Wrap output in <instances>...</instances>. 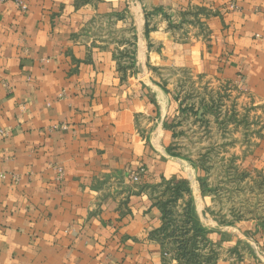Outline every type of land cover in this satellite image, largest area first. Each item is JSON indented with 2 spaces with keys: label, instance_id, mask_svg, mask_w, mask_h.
I'll use <instances>...</instances> for the list:
<instances>
[{
  "label": "crops",
  "instance_id": "1",
  "mask_svg": "<svg viewBox=\"0 0 264 264\" xmlns=\"http://www.w3.org/2000/svg\"><path fill=\"white\" fill-rule=\"evenodd\" d=\"M19 1L0 5V264H179L158 233L179 175L214 264H264V215L205 213L175 93L187 74L260 107L236 165L264 179V0Z\"/></svg>",
  "mask_w": 264,
  "mask_h": 264
},
{
  "label": "rangeland",
  "instance_id": "2",
  "mask_svg": "<svg viewBox=\"0 0 264 264\" xmlns=\"http://www.w3.org/2000/svg\"><path fill=\"white\" fill-rule=\"evenodd\" d=\"M132 52L133 50L131 54ZM160 74L166 87L165 78H170L172 74L170 71ZM180 79L181 82L176 86L179 90H175L181 97L179 102L182 106L178 111L177 126L182 127L184 131H179L183 144L178 154L183 156L195 171L198 168L203 172V177L197 183L200 190L206 194L208 209L205 213L212 221L226 224L264 215V179L260 177L251 184L250 180H245L243 173L238 172L236 165L253 146L252 139L256 136L249 127L257 123L255 110L260 107H253V101L246 96L241 98L240 91L231 86H209L208 83L202 86V81L190 78L187 74H181ZM251 111L254 115H251ZM194 126L196 129H193ZM239 126L243 130L240 139L243 149L236 152L233 150V136L234 129ZM185 131L190 135L191 148H194L188 152L185 146L188 134L186 135ZM178 149L174 148L175 153ZM195 161L198 162L196 167L193 164ZM179 178H171L160 192L168 195L162 202L167 203L169 210L166 214L167 223L165 222L167 234L179 237L186 246L181 251H178L176 244L168 247L175 248L179 264H214L218 257L216 247L206 239L202 231L194 235L192 226L196 224L188 218V212L176 211L179 200L173 201L172 190H182L179 199L188 191L184 180ZM182 204L185 210L189 206L190 215L195 206L194 200ZM188 240H193L192 244Z\"/></svg>",
  "mask_w": 264,
  "mask_h": 264
},
{
  "label": "trees",
  "instance_id": "3",
  "mask_svg": "<svg viewBox=\"0 0 264 264\" xmlns=\"http://www.w3.org/2000/svg\"><path fill=\"white\" fill-rule=\"evenodd\" d=\"M172 191H173V194H174L173 195V198H172L173 201H178L179 198H180V196H181L182 190H180L179 188H177L175 190L176 192L174 190H172ZM166 204H163L162 203L160 205V208L162 210V215H163V225H162V227H161V229L159 230L158 233H159V236H161L163 239H167V238H169V239L170 238L175 239L176 245L178 247V251H181L186 246V243L185 242H181L182 240H180L179 237H175V236H171V235L167 234V228H166L165 222L167 223L166 214L169 212V210L167 208L168 205H166ZM187 216H188V218L190 217V220H192L191 213L189 215V212H188ZM192 231H193L194 235L195 234L197 235L198 233H201L202 230L198 229L197 226H192ZM188 241L191 242L190 244H192V242H193V240H188Z\"/></svg>",
  "mask_w": 264,
  "mask_h": 264
},
{
  "label": "built area",
  "instance_id": "4",
  "mask_svg": "<svg viewBox=\"0 0 264 264\" xmlns=\"http://www.w3.org/2000/svg\"><path fill=\"white\" fill-rule=\"evenodd\" d=\"M9 2L16 3V5L18 6V8L21 11H25L27 9L26 5L23 2L19 1V0H0V5H3L5 3H9Z\"/></svg>",
  "mask_w": 264,
  "mask_h": 264
}]
</instances>
